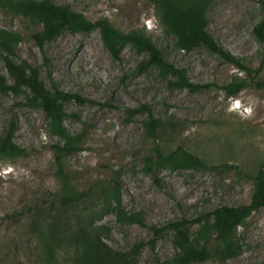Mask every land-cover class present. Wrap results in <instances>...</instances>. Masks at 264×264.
<instances>
[{"label":"rangeland","instance_id":"1","mask_svg":"<svg viewBox=\"0 0 264 264\" xmlns=\"http://www.w3.org/2000/svg\"><path fill=\"white\" fill-rule=\"evenodd\" d=\"M261 1L212 0L207 31L220 54L203 46L189 52L180 49L177 38L164 33L151 0H55L92 22L107 19L124 33L139 29L168 63L184 69L193 84L205 86L197 92L175 87V79H164L156 67L143 69L148 58L132 45L122 49L119 59L113 58L99 29L85 34L64 31L47 43L49 67L41 69L42 79L50 87V70L61 90L86 99L64 106L63 125L80 136L76 149L62 155L72 183L92 193L112 187L118 177L125 210L141 213L147 224L158 227L182 218L194 221L222 206L248 204L254 177L264 166V50L254 33L263 18ZM2 28L22 36L18 60L44 64V53L31 37L35 28L27 20L0 10ZM0 75L8 78L1 55ZM231 83L243 87L229 94L225 87ZM28 101L27 94L0 95V137L7 136L14 122L13 144L26 150L21 157H0V264H74L68 249L56 247L51 260L44 246L53 243L51 222H58L64 240L75 229L77 215L107 226L110 231L102 238L115 250L129 251L144 243L138 264H155V255L171 260L177 253L171 232L153 251L146 245L153 237L148 228L120 224L101 203L89 199L77 209L60 207L54 148L65 141L51 132L44 111ZM142 106L172 124L157 133L155 142L145 134L147 113H135ZM155 144L166 153L182 147L218 169H158L161 189L144 162ZM197 228L195 222L190 225L192 236ZM239 233L241 255L224 263L211 258L196 264H264V208L253 213Z\"/></svg>","mask_w":264,"mask_h":264},{"label":"trees","instance_id":"2","mask_svg":"<svg viewBox=\"0 0 264 264\" xmlns=\"http://www.w3.org/2000/svg\"><path fill=\"white\" fill-rule=\"evenodd\" d=\"M151 2L156 6V13L164 33L175 36L180 49L189 52L203 46L221 54L220 48L207 31V13L212 0H151ZM260 5L263 18L255 26L254 33L264 50V1H261ZM0 10L27 20L35 28L31 37L43 53L45 45L55 40L64 31L85 34L99 29L103 43L113 58L119 59L122 49L127 45H132L139 54H145L148 58L141 66L143 69L150 66L156 67L164 79H169V77L175 79L173 83L175 87L188 88L194 92L205 87L193 84L187 78L184 69L168 63L163 51L139 29L124 33L115 28L107 19L92 22L71 6L58 4L55 0H0ZM21 40L22 36L19 33L0 29V55L5 62L10 79L9 82L7 77L0 75V95L27 94L29 105L41 108L50 120L51 132L65 141L64 145L58 144L54 148L57 172L61 179L58 195L61 208L77 209L80 204L89 199L94 203H101L105 211H111L116 215L120 224L136 223L148 228L153 237L146 245L150 246L153 251H155L157 241L167 233H173L176 255L169 261H161L155 255V264H196L206 262L211 258L224 263L242 254L243 246L239 231L253 213L264 208V166L254 177L253 193L248 204L236 207L222 206L211 212L201 213L194 221L182 218L170 221L161 227L147 224L141 213L130 214L125 210L122 204V185L118 177L114 180L112 187L97 189L92 193L79 190L65 171L62 160V155L75 150L80 141V136L71 135L63 125L66 117L64 106L72 100L84 103L86 99L61 90L50 70L47 72L50 87L46 84L41 77V69L49 67V58L45 53L43 65H33L26 60H18L16 49ZM229 61L236 63L243 70H249L239 61L233 59ZM242 87L243 84L231 83L225 88L229 94L235 95ZM135 111L137 114L147 113L144 130L146 136L154 142L157 133L165 125H172L155 117L148 106H142ZM14 131L15 125L12 122L7 136L0 137L1 158L26 155L25 149L13 144ZM144 162L146 172L152 175L154 182L161 189L164 185L156 176L158 169L167 168L172 171L218 169L214 165H207L198 156L182 147L166 153L159 144L153 146ZM74 220L75 229L64 240L59 238L60 230L57 221L48 225L49 239L53 243L45 242L44 248L49 259L56 258V247H59V249L64 248L72 252L74 264H138V257L144 243L135 245L129 251L115 250L102 238V234L110 231L107 226L91 224L87 221L89 220L87 216L77 215ZM193 222L198 224L194 236L190 232V225Z\"/></svg>","mask_w":264,"mask_h":264}]
</instances>
